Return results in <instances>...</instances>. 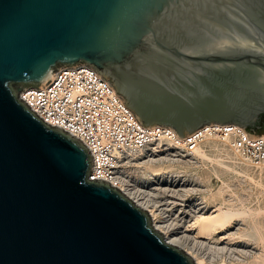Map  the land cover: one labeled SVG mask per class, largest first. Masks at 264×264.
<instances>
[{
    "label": "water",
    "instance_id": "obj_1",
    "mask_svg": "<svg viewBox=\"0 0 264 264\" xmlns=\"http://www.w3.org/2000/svg\"><path fill=\"white\" fill-rule=\"evenodd\" d=\"M79 64L143 126L256 135L264 0H0V264H193L144 210L88 179L81 142L18 99Z\"/></svg>",
    "mask_w": 264,
    "mask_h": 264
},
{
    "label": "built area",
    "instance_id": "obj_2",
    "mask_svg": "<svg viewBox=\"0 0 264 264\" xmlns=\"http://www.w3.org/2000/svg\"><path fill=\"white\" fill-rule=\"evenodd\" d=\"M18 99L43 123L59 128L87 148L91 181L105 182L123 195V188L151 194L160 178L172 176L171 171L148 175L141 164L134 163L144 153H158L160 158L169 156L171 146L165 141L175 138L172 130L161 125L143 126L111 83L94 68L85 64L59 68L44 86L20 90ZM202 128L203 131L198 129L180 140L181 152L186 157L193 156L195 146L205 134L214 132L228 137L231 148L252 168L264 164V134L253 135L231 124ZM179 176L184 178L183 173Z\"/></svg>",
    "mask_w": 264,
    "mask_h": 264
},
{
    "label": "bare ground",
    "instance_id": "obj_3",
    "mask_svg": "<svg viewBox=\"0 0 264 264\" xmlns=\"http://www.w3.org/2000/svg\"><path fill=\"white\" fill-rule=\"evenodd\" d=\"M212 125L216 126L219 124ZM198 131H203V128L201 127ZM172 133L175 138L172 140L171 138L166 139L165 141L167 146H171L168 147L171 151H167L169 152L167 154L169 156H165L166 159L159 158L158 153L153 156L144 153L142 157H139L137 160L135 159L134 163L141 164L148 174L155 176L160 174L158 173L160 170L165 171L168 167H172L173 164L182 166L181 164L186 163H197L200 165L199 163L215 162L217 166L223 169L224 173L234 172L260 188L255 195V204H252L249 200L250 196L244 197L246 195L243 194V196H239L236 194L237 191L235 192L234 188L224 181L225 179L221 180V184L215 188H211V185L207 184L208 188L203 191L201 198L198 196L200 202L193 207L194 211L191 213L192 217L190 216V219H186L187 221H184L185 219L182 221L181 219L177 220L176 218L164 216L163 209L158 208L159 206L154 203L155 201L151 202L152 200L149 199V196L147 197L146 194L138 192L137 190L131 192L123 188L122 190L125 195L131 199L136 206L147 213L152 227L162 236L166 243L180 249L188 255L192 259L193 264H214L210 260H207L204 254L202 255L197 252L198 250L194 251V246L201 244H210L211 248L213 245L215 250L223 253L226 252V254L230 256V259L236 260L239 264H264V184L262 182L264 164L256 169L252 168L245 158L241 157L231 148V141L228 137L220 136L214 132L205 134L202 142L195 146L193 156L186 157L181 152L180 140H182V137H179L173 131ZM176 139L179 140V143L175 142ZM204 144H210V146L212 144L214 148H220V150H218L219 152L217 151L218 154L211 157V153L209 154L203 148ZM215 170L213 174L219 177ZM251 170L257 171V176L254 177V171L251 172ZM182 188L184 189L185 187ZM170 189L173 190V188ZM171 194L174 193L172 192ZM259 197H263L261 203L259 202ZM159 201L160 200H158V202ZM221 264H223V262H221Z\"/></svg>",
    "mask_w": 264,
    "mask_h": 264
},
{
    "label": "rangeland",
    "instance_id": "obj_4",
    "mask_svg": "<svg viewBox=\"0 0 264 264\" xmlns=\"http://www.w3.org/2000/svg\"><path fill=\"white\" fill-rule=\"evenodd\" d=\"M261 134H264V132H262ZM219 147H221V146H219ZM203 148L209 154L211 153L210 154L211 157H214L216 154H218V152H219L218 150H220V148L219 149L214 148V146H212V144H211V146H210V144H204V147ZM172 157H174V156H172ZM231 157H232V155H231ZM163 158H165V157H163ZM232 160L234 161L233 158H232ZM199 164L201 166L198 165L197 163L181 164L182 166H180V165H174L173 164L172 167H170V168L168 167V169H165V171L160 170L158 172V173H163V172L171 171L170 174L172 176H170L168 179L167 178H162V179L160 178V180L157 181V184L158 185L154 188L156 190V192H153V194L151 193L150 195L149 194H146V195H147V197L149 196V199L150 200H152L151 202L155 201L154 203H156L157 206H159L158 208H162L163 209L164 216H166V217L169 216L168 218H176L177 220L178 219H181L182 221L185 219L184 221H187L188 218L190 219L192 217L191 216V213L194 211V208L193 207L196 206V204L198 202H200V198H201V196L203 194V191L208 188L207 187V184H210L211 185V188H215V187L219 186L221 184V180H224V179H225L224 181H226L227 183H229V185H231L232 188H234L235 192L237 191L236 194H238L239 196L240 195L243 196V194L246 195L244 197L250 196L249 197V200L251 201L252 204H255V201H256L255 195L257 194V191L260 190V188L258 186L254 185L252 182L248 181L247 179H243L241 176L237 175L234 172H229V173H226L225 172L224 173L223 172V169L220 168L219 166H217L215 164V162H205V163H199ZM214 168L215 169L217 168V169L215 170ZM143 170H145V169L143 168ZM214 170L218 173L219 177H216L215 174H213V171ZM219 170H221V171H219ZM253 171L251 170V172H253ZM256 172L257 171H254L253 172V174H255L254 177L257 176L256 175L257 174ZM181 173H183V177L184 178H182L181 176H179ZM147 174H148V172H147ZM173 174H175V175H173ZM148 175H150V174H148ZM207 176H209V177H207ZM263 176H264V171L262 173V182L264 184ZM166 186H167V189H166ZM182 187H185L184 188L185 190ZM257 187H258V189H257ZM170 188H173V190L170 189ZM203 188H205V189H203ZM180 190H183V191H180ZM175 191H176V193H175ZM190 191H192V192H190ZM165 192H167L169 194H171L173 192L174 194L169 195V194H167ZM160 193H162V194H160ZM183 194H184V196H183ZM249 194H251V195H249ZM263 197H259V202L260 203H261V200H262ZM158 200H160L163 203H161L160 201L158 202ZM177 205H179V206H177ZM170 206H171V208H170ZM175 212H177V213H175ZM171 215H172V217H171ZM173 215H174V217H173ZM175 215H176V217H175ZM180 215H181V217H180ZM201 245L194 246V251H197L198 250L197 252L201 253L202 255L204 254V257L207 260H210L212 263H214V264H221V262H223V264L224 263L225 264H233V263L234 264H236V263L239 264L238 262H236V260L230 259L229 258L230 256H228V254H226V252L223 253L221 251L215 250V248H213V245L212 244H211L212 245V248L210 247V244H203L202 246ZM198 246H200V247H198Z\"/></svg>",
    "mask_w": 264,
    "mask_h": 264
},
{
    "label": "flooded vegetation",
    "instance_id": "obj_5",
    "mask_svg": "<svg viewBox=\"0 0 264 264\" xmlns=\"http://www.w3.org/2000/svg\"><path fill=\"white\" fill-rule=\"evenodd\" d=\"M256 129H264V115H262L254 126Z\"/></svg>",
    "mask_w": 264,
    "mask_h": 264
},
{
    "label": "trees",
    "instance_id": "obj_6",
    "mask_svg": "<svg viewBox=\"0 0 264 264\" xmlns=\"http://www.w3.org/2000/svg\"><path fill=\"white\" fill-rule=\"evenodd\" d=\"M248 130V129H247ZM262 132H260V130L257 131V134H261Z\"/></svg>",
    "mask_w": 264,
    "mask_h": 264
}]
</instances>
